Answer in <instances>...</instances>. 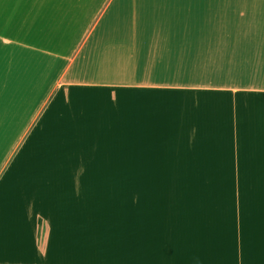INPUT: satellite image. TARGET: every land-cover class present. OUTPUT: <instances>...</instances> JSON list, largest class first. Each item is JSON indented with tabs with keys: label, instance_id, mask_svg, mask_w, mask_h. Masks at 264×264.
I'll list each match as a JSON object with an SVG mask.
<instances>
[{
	"label": "crops",
	"instance_id": "0c3cea01",
	"mask_svg": "<svg viewBox=\"0 0 264 264\" xmlns=\"http://www.w3.org/2000/svg\"><path fill=\"white\" fill-rule=\"evenodd\" d=\"M119 139L237 213H113ZM0 264H264V0H0Z\"/></svg>",
	"mask_w": 264,
	"mask_h": 264
},
{
	"label": "rangeland",
	"instance_id": "374dc122",
	"mask_svg": "<svg viewBox=\"0 0 264 264\" xmlns=\"http://www.w3.org/2000/svg\"><path fill=\"white\" fill-rule=\"evenodd\" d=\"M130 153L131 139H119L118 202L115 204L119 212L113 213H237V187L226 185L225 179L215 180L218 182L215 185L201 186L206 184L202 183L204 180H186V185H181L179 171L168 175L162 169H132ZM173 176L174 179H168ZM107 204L103 212L113 210L111 202Z\"/></svg>",
	"mask_w": 264,
	"mask_h": 264
}]
</instances>
